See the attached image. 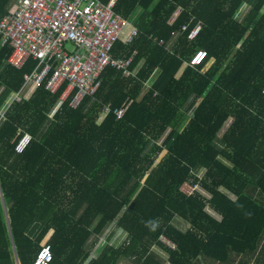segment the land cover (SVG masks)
Segmentation results:
<instances>
[{
	"label": "trees",
	"instance_id": "trees-1",
	"mask_svg": "<svg viewBox=\"0 0 264 264\" xmlns=\"http://www.w3.org/2000/svg\"><path fill=\"white\" fill-rule=\"evenodd\" d=\"M11 1L0 0V20ZM137 7L136 38L117 41L112 56L135 52L129 70L141 66L129 76L105 68L75 109L72 96L60 102L65 84L21 90L37 61L17 69L6 62L11 48L0 47V110L21 91L0 117V264H15L13 246L20 264H33L44 245L50 264H231L254 255L252 264H264V0H116L114 11L129 19ZM198 51L205 58L190 66ZM185 183L202 192L186 193ZM111 224L125 239L90 258Z\"/></svg>",
	"mask_w": 264,
	"mask_h": 264
},
{
	"label": "built area",
	"instance_id": "built-area-1",
	"mask_svg": "<svg viewBox=\"0 0 264 264\" xmlns=\"http://www.w3.org/2000/svg\"><path fill=\"white\" fill-rule=\"evenodd\" d=\"M115 2L12 0L13 11L0 20V47L11 48L6 62L19 69L29 58L37 61L31 72L23 75L21 90L31 84H44L47 91L55 93L65 84L60 102L72 96L69 106L75 109L84 97L95 94L105 68H114L123 76L135 74L134 69L129 70L135 52L124 58L112 56L117 41L128 45L138 34L132 22L114 11ZM200 29L201 24H196L187 34V40H194ZM185 31L187 25L181 27L180 33ZM204 56V52H196L190 59V66L200 64ZM20 100L21 91L12 93L8 104ZM7 107L0 110L1 118ZM108 111L109 108H105L103 114ZM114 113L119 118L122 110L116 109ZM29 140L30 135L24 134L15 151L22 152ZM183 186L189 188L186 192L189 194L196 188L188 183ZM161 240L174 248L164 238ZM51 261L49 245H44L33 264H50Z\"/></svg>",
	"mask_w": 264,
	"mask_h": 264
},
{
	"label": "rangeland",
	"instance_id": "rangeland-1",
	"mask_svg": "<svg viewBox=\"0 0 264 264\" xmlns=\"http://www.w3.org/2000/svg\"><path fill=\"white\" fill-rule=\"evenodd\" d=\"M249 8L250 7H246L245 8V6H243L241 8V10H240L241 13L239 14V18L238 19H241L242 16H244L246 14V12L249 10ZM70 47H71L70 45L67 46L68 49H70ZM163 136H165V134ZM161 141L162 140H159L157 142V144H160ZM203 172H204V170H199L197 172V175L200 177L203 174ZM181 190H183L185 192L190 191L188 187H185L183 185L181 187ZM196 190L202 192L198 187L196 188ZM175 224H176V226H178V228H182V230H184L186 228V224L181 219H177L176 218L175 219ZM113 227H114V224H111V225H109L107 227V230L104 233V235L102 234L103 236L102 235L99 236V238L96 240L95 246L96 245L97 246L100 245V243H104L105 245L118 246L125 239L126 233L124 231H122L121 229H117V228L113 229ZM91 251L93 252L94 251V248H91ZM152 251H154L157 255L163 256L162 258H166L167 257V254L165 252H163L157 246H153L152 247ZM120 260H121V264H134V260L133 259H129V258H126V257H122Z\"/></svg>",
	"mask_w": 264,
	"mask_h": 264
},
{
	"label": "crops",
	"instance_id": "crops-1",
	"mask_svg": "<svg viewBox=\"0 0 264 264\" xmlns=\"http://www.w3.org/2000/svg\"><path fill=\"white\" fill-rule=\"evenodd\" d=\"M11 5H12V1H11ZM247 7H249V6H247ZM141 13H142V8L141 7H137V9L135 10V12L133 13V15H132V17L131 18H129L128 20L130 21V22H132L133 24H134V22L136 21V19H137V17L139 16V15H141ZM142 62H143V60H141L137 65H136V67L134 68V70L137 72V70L139 69V67L141 66V64H142ZM8 101H6L5 102V104L3 105V107L1 108V109H5L6 107H7V105H9L8 104V102H9V98L7 99ZM182 229V228H181ZM38 230H39V225H37V223H34L29 229H28V233L29 234H31L30 236L31 237H34L36 234H37V232H38ZM114 232V231H113ZM112 232V233H113ZM119 235V234H118ZM117 240V239H116ZM167 243V242H166ZM103 245H105V244H103ZM100 245H96L95 247H94V251L92 252V254H90V258H92V256H93V254L94 253H97V251H98V247H99ZM93 250V249H92ZM256 255H254L253 257H250L249 256V262L247 263V260L245 261V260H243L244 262L242 263L241 261V259H243V256H236V257H233L232 259H231V264H240V262H241V264H252V262H253V259H254V257H255ZM162 257V256H161ZM166 259V258H165ZM14 261H15V257H14ZM20 264V263H19ZM117 264H121V260H119L118 261V263ZM165 264H169L168 262H165ZM215 264V263H214Z\"/></svg>",
	"mask_w": 264,
	"mask_h": 264
},
{
	"label": "water",
	"instance_id": "water-1",
	"mask_svg": "<svg viewBox=\"0 0 264 264\" xmlns=\"http://www.w3.org/2000/svg\"><path fill=\"white\" fill-rule=\"evenodd\" d=\"M13 249H14L15 264H19V261H18V258H17V255H16V252H15V248H14V246H13Z\"/></svg>",
	"mask_w": 264,
	"mask_h": 264
},
{
	"label": "bare ground",
	"instance_id": "bare-ground-1",
	"mask_svg": "<svg viewBox=\"0 0 264 264\" xmlns=\"http://www.w3.org/2000/svg\"><path fill=\"white\" fill-rule=\"evenodd\" d=\"M205 58V56L201 59V61Z\"/></svg>",
	"mask_w": 264,
	"mask_h": 264
}]
</instances>
